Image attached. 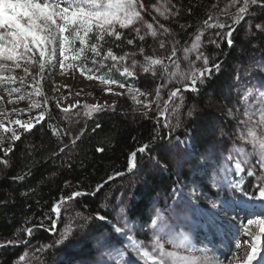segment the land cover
<instances>
[{
    "label": "trees",
    "instance_id": "16d2710c",
    "mask_svg": "<svg viewBox=\"0 0 264 264\" xmlns=\"http://www.w3.org/2000/svg\"><path fill=\"white\" fill-rule=\"evenodd\" d=\"M156 1L149 0L150 4ZM173 2L179 6V15L167 21L159 20L171 29V34H158L156 38L146 36L144 41H140L130 32H124L121 41L106 45L105 50L112 47L118 56L129 53L132 57L126 61L129 66L132 59L144 63V56L162 58L169 65L167 59L171 55L174 42L179 41L176 56L183 57V49L190 47L210 13L220 22L231 24V16L221 14V9L229 0ZM228 11L231 14L236 9L229 8ZM251 12L254 15L245 17L246 19L236 25L231 47L227 39L215 36L216 32H227V28L205 31L202 51L208 56L210 64L215 62L221 65L220 70L214 71L211 78L206 79L202 85L198 84V92H181L183 103L178 114L173 113L172 109L181 103L180 98L170 102L167 117L171 128L163 126V117L157 120L155 104L153 110L148 111L147 117L142 115L145 110H138L122 100L110 108L93 113L91 118L85 116L84 107L75 108L69 111L71 118L66 119V114L55 102L47 99L44 121L36 124L30 132L18 131L21 139L14 142L13 151L7 156L3 149L12 142L5 139L0 145V159H6L9 163L7 166L0 163V244L8 240L19 243L0 247V264H66V258L72 254H80L82 259L89 258L92 238L115 233L112 226L115 219L112 208L118 200V193L127 189L125 185L130 180L136 181L138 185L136 190L130 192L133 197L129 201L127 218L143 228L150 220L148 201L159 193L167 195L169 192L179 191L182 188L181 180L186 177L185 172L175 169L166 155L159 153L156 145L163 141H153L152 137L157 133L172 140L176 137H188L195 152L206 150L214 143L212 135H216V130L225 121L231 104L235 103L237 85L242 75L247 72L255 74L253 66L260 65L264 60V33L255 28L257 23H264V9L253 7ZM244 22L252 25L251 33H244ZM126 38H134V44L128 45ZM210 39H216L220 46L208 43ZM160 40L165 41L164 48H160ZM116 44L120 47H116ZM141 47L144 49L143 53L139 51ZM132 53L135 56H131ZM193 58L195 61V55ZM87 63L92 67L91 60ZM107 63L110 65L112 62ZM195 66L199 68L203 65L202 62H196ZM168 70L171 72L174 69L169 65ZM134 71V87L148 94L141 99L153 100L157 86H161L165 78L161 75L163 68L156 66L155 75L152 72L144 73L139 67ZM113 73L118 75L115 70ZM256 76L260 79L259 73ZM175 87L179 86L172 84L168 93ZM168 93L164 100L168 99ZM44 99L45 97L41 98L42 104ZM160 105L162 109L163 103L160 102ZM189 111L192 113L190 116ZM76 113L79 115H75ZM96 124L100 127L96 128ZM49 125L67 130L70 135L54 136ZM82 129L84 135L74 146L71 145V138L79 135ZM66 144L69 147L61 153L59 149ZM144 144H150L152 151L143 154L137 152V167L129 171L130 154ZM98 148L103 151H97ZM156 160H159V165ZM148 169H152L153 173L148 174ZM20 176L24 179H13ZM101 184L103 187L96 192V186ZM75 191L88 194L62 203L57 218L52 211L53 205L61 197L70 198ZM98 216L106 219L100 221ZM53 221L55 229L50 231ZM29 227L34 229L30 237L25 231ZM65 227L71 229L68 239L63 243L68 244L67 250L64 253H55L51 246L61 239ZM24 253L28 254V260L22 262L19 257Z\"/></svg>",
    "mask_w": 264,
    "mask_h": 264
},
{
    "label": "snow or ice",
    "instance_id": "6c2138e0",
    "mask_svg": "<svg viewBox=\"0 0 264 264\" xmlns=\"http://www.w3.org/2000/svg\"><path fill=\"white\" fill-rule=\"evenodd\" d=\"M154 10L160 18L169 20L170 18L179 15V6L173 0H162L158 5H154ZM253 7L264 9V0H229V3L221 9V14L231 16V24L222 23L218 18L211 13L207 19L203 21V27L198 30L197 35L193 39L190 47L183 49V59L188 61V70H181L179 63L173 58L177 55V45L179 41H175L172 47L171 55L168 57L174 65V70L169 72V65L164 63L162 58H154L152 56H144V63H139L136 59L131 60L129 66L126 61L130 58V54L125 52L123 55H116L112 47L105 46L116 41H121L124 38L123 30H131L135 33V39L144 41L146 36L156 38L159 35L164 36L171 34V29L164 23H160L156 16L152 17L153 22H148L142 13L148 12L144 0H0V84H16L19 82L23 85L28 77H32L34 95L42 96L39 87V80L33 75L32 69L38 65L37 76L44 73L46 65H51L57 53L59 55V67L62 71L68 69H78L81 75H87L89 80H99L107 85H118L120 88H125L126 84L116 80L112 73L115 70L120 76L133 77L135 69L139 67L144 73L152 72L156 74V66H161L163 72L161 75L165 77L166 83L181 85L175 87L168 93V99L163 101L161 109V89L163 86H157L156 95L153 100L141 101L138 97H146L148 94L138 88L129 87L128 91L134 93L132 95L133 102L142 104L144 111L142 115L147 117L148 111L153 110L155 104L157 110V120L160 117L164 118L163 126L171 128L168 123L167 113L169 104L176 98H180L181 103L177 104L173 109V113L178 114L179 107L182 106L183 98L182 91L198 92V84L202 85L206 79H210L213 72H218L221 65L219 63H211L208 56L202 51V37L208 29H225L227 32H216L215 36L220 39H227L228 45L233 44L232 35L238 25L247 16L254 15L251 12ZM229 8H235L234 13H229ZM191 12V9H189ZM151 13H149L150 15ZM252 27L251 24L248 25ZM142 28L145 30L141 34ZM255 28L264 33V23H257ZM255 35V33H252ZM128 45L134 44V38H126ZM210 44H215L219 47V42L216 39H210ZM120 47L119 44L115 45ZM165 47V41L160 40V48ZM143 53L144 49L139 50ZM91 54L90 56L88 54ZM195 55V61L189 58ZM38 56V58H37ZM131 56H135L132 53ZM91 60L92 67L88 66V61ZM107 61L112 63L109 65ZM67 62V63H66ZM196 62H202V67H195ZM22 71V74H17L16 70ZM101 69H106L101 73ZM110 91V89H109ZM21 88L13 87L8 91V95L20 93ZM33 92L27 94V98L31 99ZM79 95V93H78ZM26 99L24 94L17 96L18 101ZM0 100L3 97L0 96ZM260 101L257 106L246 108L243 116L245 119L240 121V124L246 129L239 133L237 140L239 144H234L228 156L225 158L226 163L221 169L224 173V180L231 188L239 194V198L230 204H222L220 211L227 212L230 209L235 211L248 210L247 222L237 227L242 229L244 236L250 239L245 240L243 245L239 242L235 247L238 250L229 259L228 264H264V93L258 97ZM12 103L10 99L8 101ZM48 103L47 98L43 104L36 100L32 101L27 110L13 108V112H25L32 109H41L35 116H29L28 119H8L9 114L0 111V145L5 139L9 140V146L3 149L4 155L13 151L15 141L21 139L20 132L16 128L6 126L16 125L23 132H30L36 124H40L45 119V113ZM57 107L59 103L57 102ZM73 106L65 107L62 111L66 114L65 118L70 119L69 111ZM86 109L85 116L91 118L93 113L103 111V105H88L84 104ZM75 115H79L76 113ZM188 115H192L189 111ZM178 126V125H177ZM54 136H68L70 132L64 129L49 125ZM100 125L96 124V128ZM95 131V129H93ZM10 133V136L5 134ZM84 135L82 129L79 135L72 137L71 145H75L76 141ZM171 133H169V137ZM153 141L162 140V143L156 145L160 154L167 155L169 152L179 149L183 145V151L186 152V160L194 159L196 155H201L199 152L191 151V145L187 140H180L179 137L173 140L168 137H161L159 133L152 137ZM69 145H64L59 149L61 153L68 148ZM251 148V151H249ZM97 151H103L98 148ZM152 151L150 144H144L136 151L132 152L128 160V170L131 171L137 167L136 156L138 153ZM55 155V153L53 154ZM204 163H197L198 170L205 171L213 167V160L205 151L202 153ZM152 159H156L152 157ZM159 165V160H156ZM0 163L8 165L9 161L0 159ZM70 166V165H69ZM232 177H235L234 179ZM245 177L251 178L252 183H247ZM14 180H23L24 177H14ZM111 179V177L109 178ZM103 185H97L95 191L98 192ZM86 192L75 191L71 197H61L52 207V211L57 218L60 215V205L68 199H75ZM250 202V203H249ZM258 202V204H257ZM181 203V201H178ZM215 207V205H213ZM258 207L259 211H255ZM125 209L121 208L123 214ZM100 221H104V216L97 217ZM159 217L153 220L155 226L152 237L149 241H141L130 236H125V233L120 227L114 226L115 233L118 237L125 236L129 247L136 253V259L130 258L124 264H137L138 261L142 264H211V261L206 255H197V252L202 250L197 249L190 238L184 233L174 231H164V227L158 223ZM42 227V225H40ZM55 229V221L52 222V227ZM33 228L25 229L30 237L33 233ZM71 229L66 228L61 234V239L57 244H63L68 239ZM25 243L27 241H24ZM19 243L18 241L8 240L0 247H7ZM41 249H37L40 251ZM203 251H206L203 250ZM242 252L243 255L238 253ZM28 254H22L19 259L23 262Z\"/></svg>",
    "mask_w": 264,
    "mask_h": 264
},
{
    "label": "rangeland",
    "instance_id": "374dc122",
    "mask_svg": "<svg viewBox=\"0 0 264 264\" xmlns=\"http://www.w3.org/2000/svg\"><path fill=\"white\" fill-rule=\"evenodd\" d=\"M161 2V0H157L155 3L150 4L149 0H144L148 12H144L142 15L148 22H153V16H156L159 20L163 19L158 16L153 7ZM149 13L151 14L149 15ZM248 25L245 22L243 24L242 29L245 34L251 33L253 29L252 27L249 28ZM144 31L142 28V35ZM123 32H130L131 35L135 36V33L130 29L123 30ZM177 56L173 59L179 63L180 69L188 70V61H185L183 57L178 58ZM193 56L194 54L189 58L191 61H194ZM59 59L57 53L53 63L46 65L44 73L40 76L36 75L38 65L32 69L33 75L39 80L42 96L37 97L34 95V89L31 86L33 84L32 77H28L23 85L19 82L16 84H0V96L3 97V100H0V111L8 113V119L18 118L26 120L29 116L37 115L41 109H32L25 112H13L12 109L27 110L32 101L38 100L41 102L42 97L54 101L56 106L58 102V108L61 110L72 105L73 107L70 108V111H72L75 108L83 107L84 104H99L103 105L104 109L112 107L118 101L124 100L138 110L146 111L142 104L133 102L131 97L134 93L128 91L129 87L135 88L132 83L133 77H122L119 74L112 73L113 77L125 83L126 87L120 88L115 84L107 85L99 80L87 79V75H81L78 69L62 71L59 67ZM167 61L171 68L174 69L172 61L169 59ZM253 68L255 74L247 72L242 75L237 85L235 103L231 104L225 121H222L216 130V135H212L214 143L209 145L210 147L208 146L206 150L199 152L201 155H196L191 160H186V152L181 150L184 147L183 145L166 155V158L174 165L175 169L186 174V177L180 183L182 188L179 191L169 192L167 195H160L161 193H159L152 197L148 201L150 220L141 228L136 222H130L127 218L129 201L133 197L130 192L136 190L138 185L136 181L130 180L125 185L127 189H122L124 192L118 193V200L114 202L112 210L115 219L112 226L120 227L125 236L147 242L154 232L155 226L152 222L159 217L158 223L164 227V231L171 230L186 234L195 247L202 250L197 252V255H206L211 264H228V259L234 253H237L234 250L236 243L239 242L243 245L245 240L250 239L243 235L241 228L237 227V225L246 223L247 218L250 217L248 216V210L235 211L230 209L227 212L220 211L222 204H230L239 198V194L224 180V173L221 169H223L226 163L225 158L233 145L240 143L237 140L239 133L246 131L240 124V121L245 119L243 116L245 109L257 106L260 102L258 97H261L262 93H264V60L260 62V65H254ZM104 71L106 69H101V73ZM16 73L19 75L22 74V71L17 69ZM257 73L260 74V79H257ZM172 84L174 82L166 83V79H163L161 103H163L162 100H164L165 94L168 93ZM178 86L181 87V85ZM13 87L21 88V92L13 93L9 96L8 91ZM30 92H33L31 99L27 98V94ZM20 94H24L26 99L18 101L17 96ZM138 98L143 101L141 97ZM10 99L13 101L12 103L8 102ZM5 124L16 128L17 131H23L16 125H8L7 120H5ZM180 140H187L192 146V142L188 137ZM173 143L175 144V139ZM4 144L5 146L7 145L6 143ZM190 150L195 152L193 147ZM205 151H207L214 162L213 167L209 168L206 173L196 168L197 163H204L202 153ZM249 151H251V148H249ZM147 172L151 174L153 170L148 169ZM232 178L234 179L235 177ZM245 180L247 183L253 182L248 177H245ZM178 201H181V203H178ZM121 208L125 209L123 214L121 213ZM255 211H259V208L256 207ZM125 236L118 237L115 233H110V235H100L96 239L92 238L89 258L82 259L80 254H72L66 258L65 262H67L66 264H124L130 258L136 259V253L129 247ZM67 246V243L59 246L56 244L51 246V250L55 253H64L67 250ZM205 249L206 251H203ZM238 254L243 255L242 252ZM40 255L42 254L40 253ZM26 260H28V256ZM137 264H142V262L137 259Z\"/></svg>",
    "mask_w": 264,
    "mask_h": 264
},
{
    "label": "bare ground",
    "instance_id": "6f19581e",
    "mask_svg": "<svg viewBox=\"0 0 264 264\" xmlns=\"http://www.w3.org/2000/svg\"><path fill=\"white\" fill-rule=\"evenodd\" d=\"M234 250H235V252H237L238 250L236 249V247L234 246ZM255 263V262H254Z\"/></svg>",
    "mask_w": 264,
    "mask_h": 264
}]
</instances>
